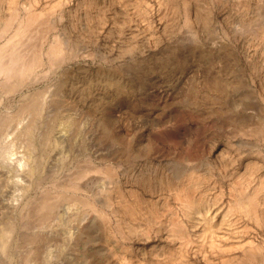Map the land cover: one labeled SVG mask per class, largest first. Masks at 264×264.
Wrapping results in <instances>:
<instances>
[{
  "label": "rangeland",
  "instance_id": "374dc122",
  "mask_svg": "<svg viewBox=\"0 0 264 264\" xmlns=\"http://www.w3.org/2000/svg\"><path fill=\"white\" fill-rule=\"evenodd\" d=\"M14 12L0 264H264V0H0Z\"/></svg>",
  "mask_w": 264,
  "mask_h": 264
},
{
  "label": "bare ground",
  "instance_id": "6f19581e",
  "mask_svg": "<svg viewBox=\"0 0 264 264\" xmlns=\"http://www.w3.org/2000/svg\"><path fill=\"white\" fill-rule=\"evenodd\" d=\"M17 12V11H16ZM12 13L9 14L10 16L7 18H0V40L2 38H4L6 36V33L9 32V30L13 27V23L15 21H17L14 29L12 28L11 33L9 34V36L7 35V37L5 38V40H3L4 42L2 44H0V86L2 82L7 81V84L4 85L5 89L0 90V92L4 91V92H8L11 90H14L16 88V86H18L20 84V80L18 78H16L15 74L17 73V71H21L22 69V62L20 63V56L19 55H23L22 53H24L25 51L22 52V50H18L15 47H10V42H12L13 40H15L16 37H18L19 32H21V26H22V18L19 17L20 15H18V13ZM30 13V12H29ZM37 13V12H36ZM32 14V13H31ZM34 16H36V14H34ZM61 16H59L60 18ZM29 18V17H28ZM36 18V17H34ZM32 19V18H31ZM28 21V20H27ZM32 23V21H31ZM30 24H28L29 26ZM26 30V29H25ZM26 33V32H25ZM21 34V33H20ZM56 34L53 36V38H56ZM57 39V38H56ZM22 40V39H21ZM24 40V38H23ZM26 40V38H25ZM16 45H20L21 42L19 40L15 41ZM23 42V41H22ZM25 42V41H24ZM10 43V44H9ZM9 44V47H6V45ZM14 44V43H13ZM24 44V43H23ZM12 45V44H11ZM19 47V46H18ZM23 47V46H22ZM57 49V48H56ZM60 49V47L58 48V50ZM34 50V49H32ZM38 51V50H37ZM35 51V53L37 52ZM40 51V50H39ZM32 52V51H31ZM41 53V52H40ZM39 54V53H38ZM48 54V53H47ZM40 55V54H39ZM37 56V53H36ZM60 56V55H59ZM41 57V56H40ZM23 58H26L23 56ZM22 58V59H23ZM25 60V59H23ZM34 60V59H33ZM31 61V60H30ZM36 61V60H35ZM32 62V61H31ZM36 63V62H35ZM36 67V66H35ZM24 68L25 69H29L30 71V67L25 63L24 64ZM27 72V71H26ZM26 74V73H25ZM23 73V75H25ZM3 87V86H2ZM2 94V93H1ZM32 97V96H31ZM2 100V96L0 95V101ZM34 103V102H33ZM38 103V102H37ZM28 105V104H27ZM19 108V107H18ZM25 108V107H24ZM36 108V107H35ZM23 110V109H22ZM25 110V109H24ZM31 111V109H30ZM20 117V116H19ZM19 117H16V120H18ZM11 117H9V114H4L1 115L0 114V124L3 123H7V121L10 120ZM14 119V118H13ZM13 146L12 145H8L6 147V149L4 150V160H6V162L9 165H14L16 170H20L23 165L26 163L24 162L25 159L23 154L21 153V151H19V153L17 154L16 152H14ZM11 154V156H10ZM92 168V167H91ZM94 168V167H93ZM79 176V175H78ZM189 197V196H188ZM189 206L190 208L188 209V212H190V217L191 218H201L202 216H204V214H206L208 208L206 207V205L204 204H199V203H194L190 200H188ZM44 204V203H43ZM42 205V204H41ZM51 207V206H50ZM45 212V211H44ZM12 228V227H11ZM8 232V231H7ZM3 233V232H2ZM6 241H0V252L2 253V251L4 250V245H5ZM243 246V245H242ZM241 246V247H242ZM6 247V246H5ZM6 249V248H5ZM0 253V254H1ZM3 259V258H2Z\"/></svg>",
  "mask_w": 264,
  "mask_h": 264
}]
</instances>
